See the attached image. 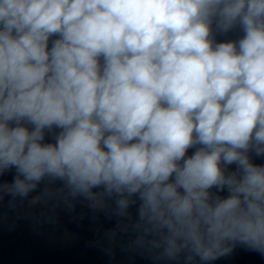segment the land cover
Instances as JSON below:
<instances>
[{
  "label": "clouds",
  "instance_id": "9594fccd",
  "mask_svg": "<svg viewBox=\"0 0 264 264\" xmlns=\"http://www.w3.org/2000/svg\"><path fill=\"white\" fill-rule=\"evenodd\" d=\"M256 159L264 0H0V202L57 184L135 208L170 264H212L264 255Z\"/></svg>",
  "mask_w": 264,
  "mask_h": 264
},
{
  "label": "water",
  "instance_id": "95a60500",
  "mask_svg": "<svg viewBox=\"0 0 264 264\" xmlns=\"http://www.w3.org/2000/svg\"><path fill=\"white\" fill-rule=\"evenodd\" d=\"M241 35L235 30L217 39ZM255 162L264 163V159ZM3 178L11 181L12 173ZM36 196L39 202L31 204ZM13 206L32 264H170L138 240L135 208L130 216L118 217L113 214V204L93 209L88 201L73 198L57 184H42L28 199L17 200ZM212 264H264V255L237 247Z\"/></svg>",
  "mask_w": 264,
  "mask_h": 264
}]
</instances>
